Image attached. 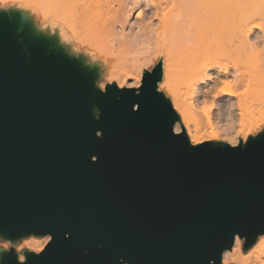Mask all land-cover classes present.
<instances>
[{
    "label": "water",
    "instance_id": "1",
    "mask_svg": "<svg viewBox=\"0 0 264 264\" xmlns=\"http://www.w3.org/2000/svg\"><path fill=\"white\" fill-rule=\"evenodd\" d=\"M0 11V238L50 239L0 264H220L264 234V130L191 145L157 91L96 86V67Z\"/></svg>",
    "mask_w": 264,
    "mask_h": 264
},
{
    "label": "bare ground",
    "instance_id": "2",
    "mask_svg": "<svg viewBox=\"0 0 264 264\" xmlns=\"http://www.w3.org/2000/svg\"><path fill=\"white\" fill-rule=\"evenodd\" d=\"M18 1L0 5L11 9L16 2L19 24L30 33L105 65L102 91L111 83L138 88L144 70L159 59L157 91L178 116L174 132L184 130L183 112L194 115L197 108L206 118L214 114L222 130L231 128L234 113L242 127L257 131L264 125V0ZM49 239L31 235L15 249L38 254ZM256 242L244 250L236 236L220 264H264V234ZM1 247L13 246L6 241Z\"/></svg>",
    "mask_w": 264,
    "mask_h": 264
},
{
    "label": "rangeland",
    "instance_id": "3",
    "mask_svg": "<svg viewBox=\"0 0 264 264\" xmlns=\"http://www.w3.org/2000/svg\"><path fill=\"white\" fill-rule=\"evenodd\" d=\"M22 4H21V2ZM29 0H19L18 3L20 2L21 5H26ZM25 2V4H24ZM15 3V4H14ZM11 6V10H17L18 5L16 2H14ZM17 7V8H16ZM9 9H6L5 7H1L0 5V11H7ZM33 25L39 26V23L37 21L33 22ZM35 26V27H36ZM77 53V52H75ZM72 55V54H69ZM74 57L80 56V54H74ZM83 59V63L87 66H95L96 67V74H97V79H96V86L99 87V82H104V73H105V65H101L100 62H94V61H88L86 59ZM94 62V63H93ZM159 62L158 60L154 61V65H156ZM90 64V65H89ZM92 64V66H91ZM98 66H97V65ZM101 65V66H100ZM145 71V70H144ZM107 85V84H106ZM105 85V86H106ZM163 93V92H161ZM164 95V93H163ZM167 98V97H166ZM168 99V98H167ZM237 112V111H235ZM214 115V114H213ZM213 115H210L209 117L206 118L205 115L202 113L201 108L196 109V113L194 115L188 113V112H183L182 117H181V125L183 127V131L185 134L188 133L189 137L195 144H200L205 141H215V142H221L225 144H234L233 146H236L238 144H244L249 137H255L257 134H259L261 131L264 130V125L257 131H255L253 128L250 127V125H245L242 127L241 124V119L237 115V113H234L233 115V120L234 123H232V126L230 129L227 130H222L219 128V125L217 124V121L214 120ZM239 119V120H238ZM194 145V144H192ZM25 238L18 239L14 241L12 244V248H8L5 251H9L10 249L17 255H23L26 252H29L27 249H22L20 251L16 250L15 248L20 245ZM6 242L5 240H2L0 238V251L2 249V244ZM258 242L254 243L250 248L252 249L253 247L257 246ZM16 250V251H15ZM19 252V253H18Z\"/></svg>",
    "mask_w": 264,
    "mask_h": 264
}]
</instances>
